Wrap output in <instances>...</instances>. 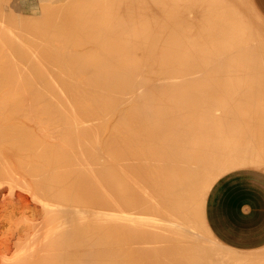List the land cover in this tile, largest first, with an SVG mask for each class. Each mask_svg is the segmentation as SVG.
Listing matches in <instances>:
<instances>
[{
    "label": "bare ground",
    "instance_id": "6f19581e",
    "mask_svg": "<svg viewBox=\"0 0 264 264\" xmlns=\"http://www.w3.org/2000/svg\"><path fill=\"white\" fill-rule=\"evenodd\" d=\"M46 2L0 0V169L32 180L51 225L41 237L23 214L17 248L34 247L7 264H263L264 249L225 259L198 238L213 181L264 168L263 145L233 141L256 132L227 105L248 97L220 98L240 77L264 90V35L240 0Z\"/></svg>",
    "mask_w": 264,
    "mask_h": 264
},
{
    "label": "rangeland",
    "instance_id": "374dc122",
    "mask_svg": "<svg viewBox=\"0 0 264 264\" xmlns=\"http://www.w3.org/2000/svg\"><path fill=\"white\" fill-rule=\"evenodd\" d=\"M33 2H34V4H36V5H38V3H42V4H44V2H45V0H42V1H40L39 0V2H38V0H32ZM47 2H49V1H52V0H46ZM60 2H56V4L53 2V3H50V6H47V7H45L46 9L47 8H49V9H56V7H58V9H59V6H62V7H60V9H62V10H65V9H67V5H65V4H67L68 2H69V0H59ZM66 1V2H65ZM47 2L45 3V4H47ZM63 2H65V3H63ZM240 2H241V6H242V9H243V17H244V19L249 23V25H251V27L252 28H255L256 29V31L258 30V32H260V35H264V13L261 11V9L260 8H258L257 7V5L255 4V2H254V0H240ZM51 4H53V6L51 5ZM54 6H55V8H54ZM64 7H65V9H64ZM44 8V7H43ZM264 37V36H263ZM249 78L250 77H243V78H241L240 77V80H235V81H237L238 82V85H237V82H234L233 83V85L232 84H230V88H229V85L227 86V88H225V89H228V90H225L224 92H222V93H224V94H222L221 96H220V98L222 97V98H224L223 96L225 95V97L227 98V97H232L233 95H234V97H237V96H240L241 95V98H243L242 96H246V97H248V99H247V101L245 102L244 100H243V102L240 100V102H242V103H240L239 101V103H237V102H233V103H227V105L230 107V106H232L233 108H234V110L236 111L237 110V112L238 113H240L239 115H240V117L242 118L243 117V120H244V122H245V124H246V126H247V124H248V126H252V125H250L249 123H252L253 121H254V119H252L253 117L252 116H254L256 119H258L259 118V120H258V124L256 125V126H252L254 129L256 128V132H255V130H253L252 131V139L250 138V142L251 143H249L247 140H245V136L243 137H237L236 139H235V137L233 138V136H231L233 139H235V140H233L234 142H236V144H242V145H245V144H249L250 145V147H252L253 149H254V147H256V150L257 149H260L259 151H261V153H262V149L264 148V129H263V127L261 126L260 127V125H261V122L263 123V126H264V90L262 89V88H260V87H258L259 88V90H263V91H259L258 90V88H257V91H256V89H255V86H253L252 84L253 83H251V78H250V81H249ZM242 79V80H241ZM243 79H246V80H243ZM248 79V80H247ZM253 79V78H252ZM241 81V82H240ZM246 83H245V82ZM244 82V83H243ZM234 84L235 85H237V86H234ZM244 85V86H243ZM248 85V87H250V88H248V87H246ZM233 86V87H232ZM240 86H242V89H241V87ZM257 86V85H256ZM240 87V88H239ZM244 87V88H243ZM235 90H234V89ZM252 88H253V90H252ZM229 89H231V90H229ZM232 89H233V91H232ZM236 89H239V91L238 90H236ZM248 89V90H247ZM224 90V89H223ZM251 90V91H250ZM227 91V92H226ZM232 91V92H231ZM229 92V93H228ZM231 92V93H230ZM243 92H245V93H243ZM252 92V93H251ZM254 92H256V93H254ZM261 92H263V93H261ZM236 93H237V95H236ZM239 93V94H238ZM229 94H230V96H229ZM244 94V95H243ZM247 94H250V95H247ZM257 95H260V96H257ZM218 97H219V95H217ZM262 96V97H261ZM246 97H245V99H246ZM257 98L258 100H253L254 98ZM244 99V98H243ZM251 100V101H250ZM256 101V102H255ZM253 102V103H252ZM256 104H255V103ZM263 102V103H262ZM221 103V102H220ZM240 104V105H239ZM251 104V105H250ZM253 104H254V108H253ZM215 107H219V108H221V106H223V107H226L227 105L225 104V103H221L220 105H219V103H215V104H213ZM219 105V106H218ZM236 105V106H235ZM227 106V107H228ZM235 106V107H234ZM262 106V107H261ZM238 107V108H237ZM254 110H253V109ZM251 109V110H250ZM250 111V112H249ZM255 111V112H254ZM218 112V111H217ZM221 112V111H220ZM258 112V113H257ZM249 113V114H248ZM257 115H256V114ZM242 115H244V116H242ZM261 115V116H260ZM262 115H263V117H262ZM257 116V117H256ZM251 117V118H250ZM262 117V118H261ZM249 119V120H248ZM263 119V121H261ZM242 120V119H241ZM246 120H247V122H246ZM249 121H251V122H249ZM243 122V121H242ZM240 123V125H241V122H239ZM243 125H244V123H243ZM241 125L240 127H238L239 129L242 127L243 129L245 128V130H246V126L244 125ZM247 126V127H248ZM258 126V127H257ZM258 129H259V132H258ZM241 130V129H240ZM262 131V133H261V131ZM254 133V134H253ZM261 136H259L258 134ZM261 133V134H260ZM254 137V138H253ZM257 137H259V138H257ZM228 138H229V141H231V139H230V137L229 136H223V139L225 140V141H227L228 140ZM261 138H262V141H260L261 140ZM257 140V141H256ZM232 141V142H233ZM228 142V141H227ZM247 142V143H246ZM244 143V144H243ZM254 143H256V144H254ZM261 143V144H260ZM253 144V145H252ZM257 144L260 146V148H259V146H257ZM5 144H3V146H4ZM252 145V146H251ZM261 145H263L262 147H261ZM2 146V144H0V151L1 150H3V151H1V152H4V149H2V148H4ZM262 148V149H261ZM255 150V149H254ZM255 150V151H256ZM0 152V153H1ZM258 152V151H257ZM260 153V152H259ZM260 153V157H261V155H263V154H261ZM258 154V153H257ZM264 156V155H263ZM262 156V158H264ZM3 161H0V164L2 163ZM4 165L6 164V163H3ZM2 165V164H1ZM7 166H4L5 167V169H7L8 167H10L11 165H9L8 166V164H6ZM253 167V168H258V169H261V170H263L264 171V168H261V167H257V166H254V165H245V166H238V167H236V168H232V169H228L227 171H230V170H233V169H237V168H243V167ZM12 167H15V168H13L14 170H11V169H9V170H3V169H0V170H3V172L1 173V171H0V173H1V176H2V174H3V176L2 177H4L3 179L5 180L6 178H5V176H9V175H11V176H9L6 180H8V182H9V178H10V184L8 185V183H7V185H8V187H6V185L4 184V183H6V181L5 182H1V181H3V179H2V177L0 178V182L1 183H3V184H1V186L3 187V186H5L6 187V189L5 188H1V186H0V188L1 189H3V190H0L1 191V193H0V203H4V204H6L7 202H8V199H10V198H12V199H10V200H14L13 202L14 203H12V201L10 202V200H9V204L11 205H0V232L2 231V233H0V251H1V253L2 252H6L7 251V249H8V251L6 252V253H8V255H6V253L4 252L3 254H5L6 255V258H3V257H5V255L2 257V255H1V259H0V261L1 260H3V259H5V260H3V261H6V260H8L7 258H10V261L13 259H15L14 261H17V257H16V255L18 256V257H20L19 255H21V256H23L24 255V257H26V256H28L29 254H30V252H31V250H32V246L34 247V243H31V245H29V243H27L28 242V239L29 238H31V235H30V237L28 238L27 237V241L25 242V243H23L22 245H24V246H20V248L23 250V249H27L26 250V252H25V250H24V254L23 253H21V254H17L18 252H22V250L20 249V248H17V247H19V245H20V241H21V239L22 238H25L26 239V237H23L22 236V238H21V236L19 235V233L21 234L22 232H23V234H24V232H26V230H27V228H28V231L29 232H32V230L33 229H31L29 226H31V221L33 220L31 217H33V215L32 214H35L37 211V213L34 215V217H39V219H37V218H34L35 220H37L36 222H35V224H34V222L32 223V226H33V224H34V228H35V226L36 225H38V223L39 224H43L44 222L45 223H47L46 225H43V227L46 229V230H44V228L41 226V225H38V226H36V227H39V229L40 230H38V231H41V228L40 227H42V230H44L43 232L41 231V233L39 234L40 236L41 235H43V234H45V233H47L46 231L50 228V226L51 225H49V223L47 222V220H46V218L47 217H49V215L48 214H46V212L44 211V209H43V205H39L40 204V199H38L37 197V199L40 201V202H37L38 200H36L35 198H32L33 196H37L35 193H33V194H35V195H32V190H34V188L32 187L31 188V186H27V185H29V184H31V185H33V182H32V180L31 179H29V178H27V179H25L27 182H25V180H24V178H25V175H23V173L21 174V173H18V172H22V170H20L19 169V167H17V166H14V164L11 166V168ZM1 168H3L2 166H1ZM19 170V171H18ZM5 171H7V172H9L8 174L9 175H7V174H5ZM13 173H12V172ZM18 171V172H17ZM227 171H225V172H227ZM6 172V173H7ZM16 173H18V174H16ZM223 173V172H222ZM221 173V174H222ZM17 175V177H14V175ZM5 175V176H4ZM15 175V176H16ZM220 175V174H219ZM22 177V178H21ZM13 178L15 179V180H13ZM2 179V180H1ZM21 179V180H20ZM30 180V182H32V183H29V184H27L28 183V181ZM22 182V183H21ZM27 184L26 186L27 187H25V185H23V187H22V185L21 184ZM16 184H20L19 186L18 185H16ZM11 185H13V186H11ZM15 185V186H14ZM19 187V188H18ZM23 188V189H22ZM27 188V189H26ZM31 190H30V189ZM5 189V190H4ZM9 189V190H8ZM18 190V191H17ZM3 191V192H2ZM8 193H7V192ZM10 191V192H9ZM12 191V192H11ZM31 192V194H30V192ZM14 192H16L15 193V195H14ZM20 192H22V193H20ZM2 193H4V194H2ZM7 193V194H6ZM16 194L18 195L19 194V197L17 196V197H15L16 196ZM21 194V195H20ZM3 197H2V196ZM12 195L14 196V197H12ZM26 197H25V196ZM32 196V197H31ZM5 197H7V199L5 198ZM38 197H40V196H38ZM15 198V199H14ZM1 199H3L4 200V202H2L3 200H1ZM22 199V200H21ZM24 199V200H23ZM27 199H28V201H27ZM35 199V200H34ZM7 202H6V201ZM41 200H42V202H43V199H42V197H41ZM36 201V202H35ZM16 202L18 203V204H16ZM24 203L26 206H25V208L28 210V211H30V212H27V210L26 209H24L23 207H24V205L23 204H21V203ZM27 202H29L28 204H30V208L28 209V207H29V205H27L26 203ZM31 202V203H30ZM34 202H35V204H34ZM13 205H12V204ZM43 204V203H42ZM18 205H23L22 207L21 206H18ZM32 205H33V207H36L35 209H33V207H32ZM35 205V206H34ZM9 206H10V208L13 210V208L15 209V208H17L16 210H14L16 213H15V215H14V211L13 212H11L12 210L9 208ZM13 206V207H12ZM28 206V207H27ZM43 206V207H42ZM7 207V208H6ZM37 207H38V209H37ZM40 207H41V209H40ZM2 208V209H1ZM40 209V210H39ZM20 210V211H19ZM32 210H34L35 211V213H33L34 211H32ZM37 210V211H36ZM2 211V212H1ZM4 211H5V213H4ZM22 211V212H21ZM10 212V213H9ZM20 212V213H19ZM39 212H41V215H40V213ZM8 213H9V215H8ZM13 213V214H12ZM22 213V215H20ZM6 214H7V216H6ZM13 216H12V215ZM18 214V215H17ZM23 214H25L26 216H27V214H28V217L27 218H25V219H27L30 223H28V221L26 220V222H27V226H25L24 227V225H26V223L25 224H23V222L25 221V220H23V217H25V215H23ZM11 215V216H10ZM22 216V217H20V216ZM32 215V216H31ZM37 215V216H36ZM47 215V216H46ZM18 216V217H17ZM29 216H31L30 218H29ZM13 217H15V218H13ZM20 217V219H21V221H20V219H18ZM43 218V219H42ZM4 219H8L7 220V222L5 223L4 221H6V220H4ZM16 219V220H15ZM45 220V221H44ZM19 221V222H18ZM8 222H9V224H8ZM11 222V223H10ZM14 224H13V223ZM16 222V223H15ZM20 222H22V223H20ZM4 223V224H3ZM18 223V224H17ZM44 223V224H45ZM200 225L202 226V227H200V229L202 230V229H204V231H200V232H203V234H201V236H205L204 238H200V237H198L200 240H205L206 241V243L207 244H209L210 242H209V239H210V241H211V243H210V246L212 245V246H214V247H212V248H215L216 249V253H217V255L219 254L220 255V257L221 256H223L224 254H227V255H224L223 256V258H225V256H226V258L225 259H230V257H227L228 255L230 256L231 254L230 253H234L233 254V256L231 255V258H233L234 256H236V258L234 257V259H232V260H235V259H237L238 258V254L240 255V254H243V255H241L240 256V258H242V256L244 257V255L246 256V255H250L251 254V252H257V251H261L262 249H264V246H262V247H260V248H258V249H254V250H250V251H240V250H234V249H231V248H228V247H226V246H224V245H222L220 242H218L215 238H213V236H212V238H210L211 236H209V235H211V234H207V232L209 233V231H207L208 229H207V227H206V225H205V223H204V220H203V216L201 215V217H200ZM10 224H11V226H10ZM16 224V229H15V227L13 226V225H15ZM20 224H23V225H20ZM30 224V225H29ZM20 225V226H19ZM3 226H4V228H3ZM6 226V227H5ZM10 226V227H9ZM21 226H23V227H21ZM19 228H20V230H19ZM13 231H12V230ZM17 230V231H16ZM27 231V232H28ZM27 232L24 234L25 236L27 235V236H29V234H27ZM205 232V233H204ZM13 233V234H12ZM18 233V234H17ZM9 236H8V235ZM11 234H12V237H11ZM15 234H16V236H15ZM23 234H21V235H23ZM35 234H37L38 235V233H35ZM35 234H32V235H35ZM199 234V233H198ZM198 234H197V236H198ZM205 234V235H204ZM17 235H19L20 237H18ZM208 236V241L206 240L207 239V236ZM10 237L11 239L13 238V236L15 237V238H20V240H18V243H16L15 241L17 240V239H14V242H13V239H12V242H13V244H17L18 246H15L14 247V249H13V245H10V243H11V241H10V238L9 239H7L6 237ZM36 236V235H35ZM34 236V237H35ZM40 236H38V237H40ZM199 236H200V234H199ZM4 239H3V238ZM33 237V236H32ZM42 237V236H41ZM36 238H37V236H36ZM206 238V239H205ZM6 239V240H5ZM25 239H22V240H25ZM7 240H9L10 242L9 243H7ZM31 240H33V239H31ZM34 240H36V239H34ZM203 240V241H204ZM2 241H6V243H3ZM29 242H32V241H29ZM34 242V241H33ZM202 243H205V242H202ZM205 243V244H206ZM3 244H9L8 246H10V248H7L8 246H3ZM27 245V247H25L26 245ZM2 246V247H1ZM11 247H12V253H11ZM25 247V248H24ZM29 247L31 248V250L29 249ZM4 248V249H3ZM15 248H16V251H15ZM6 249V250H5ZM10 249V250H9ZM18 249V250H17ZM19 249H20V251H19ZM14 251V252H13ZM15 252H17V253H15ZM27 252H29L28 253V255H26L27 254ZM213 252L215 253V250H213ZM0 253V254H1ZM249 253V254H248ZM11 254H14V255H11ZM23 254V255H22ZM221 254H223V255H221ZM235 254H237V255H235ZM26 255V256H25ZM9 256V257H8ZM12 257H15V258H12ZM19 259H21V258H19ZM239 259V258H238ZM8 262H9V260H8ZM230 263H232V262H230ZM258 263V262H257ZM263 264H264V262H262ZM0 264H4V262H2L1 261V263ZM5 264H7V261H6V263Z\"/></svg>",
    "mask_w": 264,
    "mask_h": 264
},
{
    "label": "crops",
    "instance_id": "0c3cea01",
    "mask_svg": "<svg viewBox=\"0 0 264 264\" xmlns=\"http://www.w3.org/2000/svg\"><path fill=\"white\" fill-rule=\"evenodd\" d=\"M264 13V0H254ZM203 220L222 245L240 251L264 246V171L243 167L217 177L207 191Z\"/></svg>",
    "mask_w": 264,
    "mask_h": 264
}]
</instances>
